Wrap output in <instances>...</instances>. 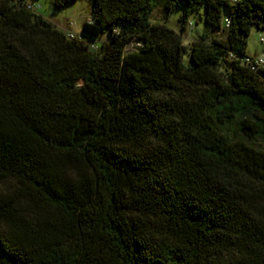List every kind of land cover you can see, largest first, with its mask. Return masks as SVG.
<instances>
[{
  "label": "trees",
  "instance_id": "1",
  "mask_svg": "<svg viewBox=\"0 0 264 264\" xmlns=\"http://www.w3.org/2000/svg\"><path fill=\"white\" fill-rule=\"evenodd\" d=\"M37 11L0 0V264H264V0H91L73 36Z\"/></svg>",
  "mask_w": 264,
  "mask_h": 264
},
{
  "label": "rangeland",
  "instance_id": "2",
  "mask_svg": "<svg viewBox=\"0 0 264 264\" xmlns=\"http://www.w3.org/2000/svg\"><path fill=\"white\" fill-rule=\"evenodd\" d=\"M38 6V13L50 19L60 30L64 32L81 33L82 25L85 21L91 20V0H75L66 7L61 9L54 8L53 0H32ZM182 11L175 9L167 12L163 7H156L152 12V20L166 23L183 36V42L188 47L192 44L193 40L198 39L204 32L203 20H198L197 14H191L189 21L183 29L182 22L179 17ZM227 19V12L224 10L222 15V27ZM222 29H211V34L215 35ZM264 37V30L256 27L252 28L249 35L246 37L247 41V55L257 57L264 52V44L262 38ZM108 39V33L105 31L99 38L96 39L97 44ZM134 44L130 45L132 49ZM184 62L188 63V53L184 55Z\"/></svg>",
  "mask_w": 264,
  "mask_h": 264
},
{
  "label": "built area",
  "instance_id": "3",
  "mask_svg": "<svg viewBox=\"0 0 264 264\" xmlns=\"http://www.w3.org/2000/svg\"><path fill=\"white\" fill-rule=\"evenodd\" d=\"M29 7H33L32 4H29ZM69 35L73 36L74 33L70 32ZM262 42L264 44V37L262 38ZM245 60L251 66L252 69L258 70L259 68L264 67V52L261 55L257 56V57L249 56Z\"/></svg>",
  "mask_w": 264,
  "mask_h": 264
}]
</instances>
